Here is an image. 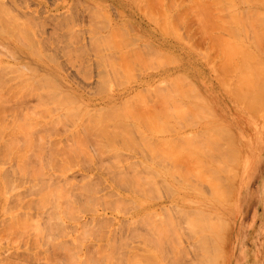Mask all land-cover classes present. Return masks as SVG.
<instances>
[{
  "label": "rangeland",
  "instance_id": "374dc122",
  "mask_svg": "<svg viewBox=\"0 0 264 264\" xmlns=\"http://www.w3.org/2000/svg\"><path fill=\"white\" fill-rule=\"evenodd\" d=\"M230 1H0V71L8 69L0 72V264H138L144 256L153 262L142 258L139 264H168L169 260L171 264H264V102L257 103L258 92H264L249 85L252 68L246 69L249 55L255 59L248 58L253 65L264 59V15H260L264 0ZM197 6L201 10L196 11ZM238 56L246 57L240 61ZM235 86V94L239 92L245 101L231 94ZM123 103L129 108L124 109ZM99 112L107 121H101ZM92 114L98 115L92 118ZM223 140L230 149L224 145L221 152L218 144ZM229 151L233 164L226 161ZM172 162L180 164L174 167ZM224 163L232 169L228 174L222 170ZM211 171L220 175L216 178ZM148 181L157 188L149 187ZM180 209L192 213L183 215ZM194 210H198L196 217ZM199 211L210 219L217 217L222 230L208 231L212 220L201 214L210 225H200L203 235L198 230L195 235L198 224L195 227L194 222L204 221L199 220ZM148 216L156 220L150 222ZM188 216L198 218L193 222ZM166 218L173 224L168 226ZM188 223L195 228L191 230ZM200 234L211 240H202L208 244L201 243L204 250L197 242ZM204 257L209 261L204 262Z\"/></svg>",
  "mask_w": 264,
  "mask_h": 264
},
{
  "label": "bare ground",
  "instance_id": "6f19581e",
  "mask_svg": "<svg viewBox=\"0 0 264 264\" xmlns=\"http://www.w3.org/2000/svg\"><path fill=\"white\" fill-rule=\"evenodd\" d=\"M0 1H1V3H2L3 0H0ZM215 1H216V0H215ZM229 1H230V0H229ZM259 1H260V0H259ZM4 2H5V1H4ZM151 2H152V0H151ZM221 2H222V1H221ZM225 2H226V1H225ZM227 2H228V1H227ZM230 2H231V1H230ZM196 3H197V2H196ZM223 3H224V2H223ZM198 4H199V7L202 6V5H200V4H202L201 2H200V3L198 2ZM231 4H232V2H231ZM257 4H258V3H257ZM262 4H263V3H262ZM155 5H156V4H155ZM203 5H205V4H203ZM209 5H210V4H209ZM0 6H1V5H0ZM206 6H207V5H206ZM223 6H225V5H223ZM229 6H230V5H229ZM2 7H4V5H2ZM0 8H1V7H0ZM208 8H209V6H208ZM208 8H207V10H208ZM219 8H220V7H219ZM221 8H222V7H221ZM4 9H5V8H4ZM199 9H200V8H198V6H197L196 11H199ZM209 9H210V8H209ZM229 9H231V8L229 7ZM232 9H233V8H232ZM200 10H201V9H200ZM10 11H11V10H10ZM1 12H4V10L1 9ZM11 12H12V11H11ZM208 12H209V10H208ZM214 12H216V11H214ZM221 12H222V11H221ZM229 12H230V10H229ZM238 12H239V11H238ZM251 12H252V10H251ZM259 12H261V11L258 10V13H259ZM4 13H5V12H4ZM196 13H197V12H196ZM239 13H240V12H239ZM239 13L237 14L238 16H239ZM255 13H257V12H255ZM258 13H257V15H259ZM263 13H264V12H262L260 15L263 16V15H264ZM1 14H2V13H1ZM1 14H0V15H1ZM18 14H19V13H18ZM121 14H122V13H121ZM197 14H198L200 17L203 15V14L201 15L199 12H198ZM235 14H236V13H235ZM235 14H234V15H235ZM240 14H241V13H240ZM251 14H252V13H251ZM2 15H3V14H2ZM25 15H26V14H25ZM149 15L151 16V14H149ZM229 15H230V14H229ZM229 15H228V17H229ZM234 15H233V16H234ZM260 15H259V16H260ZM14 16H15V15H14ZM150 16H149V17H150ZM154 16H155V15H154ZM216 16H217V15H216ZM220 16H221V15H220ZM235 16H236V15H235ZM240 16H242V15H240ZM240 16H239V17H240ZM255 16H256V15H255ZM1 17L3 18V16H1ZM1 17H0V18H1ZM17 17H19V16H17ZM33 17H35V16H33ZM214 17H215V16H214ZM228 17H227V18H228ZM231 17H232V16H231ZM239 17H238L239 22H241V23L243 22V23H244L245 21H244V20L242 21L241 18H239ZM248 17H249V16H248ZM2 18H1V19H2ZM204 18H205V17H204ZM206 18H208V17H206ZM215 18H218V16L215 17ZM227 18H226V19H227ZM242 18H243V16H242ZM249 18H251V17H249ZM263 18H264V17H263ZM1 19H0V22H1ZM33 19H34V18H33ZM35 19H37V17H36ZM150 19H151V18H150ZM200 19H201V18H200ZM212 19H213V18H212ZM221 19H222V18H221ZM243 19H244V18H243ZM246 19H247V18H246ZM246 19H245V20H246ZM254 19H255V18H254ZM259 19H260V18H259ZM261 19H262V18H261ZM261 19H260V20H261ZM4 20H5V19H3V23H4ZM26 20L28 21L27 18H26ZM151 20H152V19H151ZM228 20H229V19H228ZM233 20H234V19H233ZM235 20H236V21H235ZM235 20H234L235 22H238L237 18H235ZM240 20H241V21H240ZM251 20H253V18H252ZM15 21H16V20H15ZM27 21H26V22H27ZM37 21H38V20H37ZM172 21H173V20H172ZM199 21H200V20H199ZM203 21H204V20L202 19V21H200V22L202 23ZM221 21H222V20H221ZM223 21H224V20H223ZM223 21H222V22H223ZM231 21H232V20H231ZM231 21H229L228 23L230 24ZM234 21H233V22H234ZM253 21L255 22V20H253ZM263 21H264V19H263ZM28 22H29V21H28ZM30 22H31V21H30ZM208 22H209V21H208ZM210 22H211V21H210ZM258 22H259V21H258ZM258 22H255V25H257L256 23H258ZM171 23H172V22H171ZM262 23H263V22H262ZM234 24L236 25V23H234ZM237 24H238V23H237ZM245 24H246V22H245L243 25H245ZM258 24H259V23H258ZM203 25H204V24H203ZM207 25H208V24H207ZM232 25H233V24H232ZM239 25L242 26V24H239ZM262 25H264V24H262ZM171 26H172V25H171ZM181 26H182V25H181ZM201 26H202V24L200 25V27H201ZM212 26H213V25H212ZM245 26H246V25H245ZM260 26H261V25H260ZM187 27H188V26H187ZM198 27H199V26H198ZM210 27H211V26H210ZM221 27H222V25H221ZM236 27H237V26H236ZM246 27H247V26H246ZM252 27H253V26H252ZM256 27L258 28V26H256ZM172 28H173V26H172ZM174 28H175V27H174ZM174 28H173V29H174ZM196 28H197V27H196ZM201 28H202V27H201ZM223 28H225V26H224ZM116 29H117V28H116ZM116 29H115V30H116ZM175 29H176V28H175ZM209 29H210V28H209ZM226 29H228V28H226ZM238 29H239V28H238ZM243 29H244V28H243ZM245 29H246V28H245ZM252 29H253V28H252ZM262 29L264 30V26L262 27ZM262 29H261V30H262ZM202 30H203V28H202ZM213 30H214V29H213ZM219 30H220V29H219ZM221 30H223V29H221ZM232 30L234 31V29L231 28L230 32H231ZM253 30H254V29H253ZM253 30H252V31H253ZM259 30H260V27H259ZM263 30H262V31H263ZM113 31H114V30H113ZM203 31H204V30H203ZM223 31H224V30H223ZM252 31H251V32H252ZM262 31H260V32H262ZM117 32H118V29H117ZM187 32H188V29H187ZM197 32H198V31H197ZM204 32H205V31H204ZM204 32H203V33H204ZM211 32H212V30H211ZM225 32H226V31H225ZM255 32H256V31H255ZM119 33H120V32H118V34H119ZM200 33H201V32H200ZM226 33H228V32H226ZM239 33H240V32H239ZM112 34H113V33H112ZM121 34H122V33H121ZM231 34H232V32H231ZM234 34H236V31H235ZM263 34H264V32H263ZM187 35H188V34H187ZM220 35H221V34H220ZM229 35H230V34H229ZM237 35H238V34H237ZM257 35H258V34H257ZM261 35H262V34H261ZM119 36H121V35H119ZM245 36H246V34H245ZM255 36H256V34H255ZM122 37H124V36H122ZM126 37H127V36H126ZM126 37H125V38H126ZM203 37H204V36H203ZM214 37H215V36H214ZM221 37H222V35H221ZM252 37H253V36H252ZM256 37H258V36H256ZM260 37H261V36H260ZM263 37H264V36H263ZM218 38H220V37H218ZM223 38H224V36H223ZM240 38H241V37H239V39H240ZM247 38H248V37H246V39H247ZM249 38H250V37H249ZM261 38H262V37H261ZM233 39H234V38H233ZM255 39H256V40L259 39V41H260V38H258V39L255 38ZM263 39H264V38H263ZM204 40H205V39H204ZM209 40H210V39H209ZM220 40H222V39L220 38L219 41H220ZM236 40H238V39H236ZM240 40H241V39H240ZM242 40H243V38H242ZM247 40H248V39H247ZM250 40H251V39H250ZM40 41H41V40H40ZM119 41H120V40H119ZM217 41H218V40H217ZM222 41H223V40H222ZM261 41H262V40H261ZM32 42H33V41H32ZM127 42H128V41H127ZM127 42H126V43H127ZM240 42H241V41H240ZM251 42H252V41H251ZM263 42H264V41H263ZM263 42H262V43H263ZM121 43H123V42L121 41ZM128 43H129V42H128ZM130 43H131V42H130ZM260 43H261V42H260ZM260 43H259V44H260ZM262 43H261V44H262ZM37 44H38V43H37ZM40 44H41V43H40ZM131 44H132V43H131ZM187 44H190V43H187ZM212 44H213V43H212ZM223 44H224V42L222 43V45H223ZM225 44H226V43H225ZM243 44H244V43H243ZM255 44H256V43H255ZM257 44H258V42H257ZM261 44H260V48L263 46V45H261ZM34 45H35V44H34ZM127 45H128V44H127ZM222 45H221V46H222ZM31 46H32V45H31ZM43 46H44V45H43ZM235 46H236V45H235ZM237 46H238V45H237ZM237 46H236V48L239 47V46H238V47H237ZM248 46H249V45H248ZM258 46H259V45H258ZM44 47H45V46H44ZM190 47H191V46H190ZM210 47H211V46H210ZM255 47H256V45H255ZM28 48H29V46H28ZM34 48H35V46H34ZM34 48H33V49H34ZM198 48H199V47H198ZM211 48H212V47H211ZM222 48H223V47H222ZM236 48H235V49H236ZM258 48H259V47H258ZM256 49H257V47L255 48V50H256ZM207 50H208V49H207ZM238 50H239V49H238ZM245 50H246V49H245ZM263 50H264V49H263ZM263 50H260L259 53H261ZM32 51H35V50H32ZM199 51H200V49H199ZM226 51H227V50H226ZM228 51H229V50H228ZM236 51H237V50H236ZM258 51H259V50H258ZM201 52H202V51H201ZM212 52L214 53V51H212ZM223 52H224V51H223ZM223 52H222V53H223ZM230 52H231V51H230ZM233 52H234V51H233ZM238 52H239V51H238ZM238 52H237V53H238ZM247 52H248V50H247ZM247 52H245V53H247ZM249 52H252V51H250V49H249ZM253 52H254V50H253ZM133 53H134V52H133ZM135 53L137 54L138 52H135ZM234 53H235V52H234ZM245 53H244V54H245ZM263 53H264V51L261 53V55H264ZM36 54H38V53H36ZM122 54H123V53H122ZM215 54H216V53H215ZM215 54H214V55H215ZM242 54H243V53H242ZM249 54H251V53H248V55H249ZM253 54H254V53H253ZM253 54H251V55H253ZM2 55H3V54H2ZM7 55H8V54H7ZM133 55H134V54H133ZM210 55H211V54H210ZM225 55H226V54H225ZM4 56H6V55H4ZM34 56H35V55H34ZM37 56H38V55H37ZM161 56H162L163 58H165V59H166V57H168V56L164 57L163 55H161ZM226 56H227V55H226ZM229 56H230V55H229ZM6 57H7V56H6ZM12 57H13V56H12ZM14 57H15V56H14ZM124 57H125V56H124ZM139 57H140V56L138 55V58H139ZM162 57H161V58H162ZM231 57H232V56H231ZM238 57H239V56H238ZM245 57H246V56H245ZM245 57H239V59H240V58H245ZM247 57H248V56H247ZM251 57H253V56H251ZM251 57H250V55H249L248 58H250V60H251ZM263 57H264V56H263ZM138 58H137V59H138ZM213 58H214V57H213ZM219 58H220V57H219ZM248 58H247V61H246V59H245V61H246V63L249 64L250 66H249V65L247 66V64H246V66H247L246 69H247V68H252V74H251V73L249 74V72H248V75L250 76V78L248 77L249 79L247 78L248 81H249V85H250L251 87H254L253 89H255V90L260 89V90H261V93H262V91L264 92V65H263L264 62H263V61L260 62V60H264V59H260V60H259V62H260L261 64H259V62H255L254 65H253V63L251 64V63L248 62V61H250V60H248ZM254 58H256V60H258L257 56H256V57L254 56ZM254 58H252V59H254ZM51 60H52V59H51ZM163 60H164V59H163ZM166 60H167V59H166ZM207 60H208V59H207ZM228 60H229V59H228ZM254 60H255V59H254ZM254 60H253V61H254ZM138 61H139V59H138ZM141 61H142V59H141ZM232 61H234V60H232ZM238 61H239V60H238ZM240 61H241V59H240ZM242 61H243V60H242ZM245 61H244V62H245ZM253 61L251 60L250 62H253ZM143 62H145V61L143 60ZM163 62H164V61H163ZM163 62H162V63H163ZM229 62H231V61H229ZM262 62H263V63H262ZM165 63H168V62H165ZM169 63H170V62H169ZM236 63H237V62H234V64H236ZM240 63H241V62H240ZM146 64H147V63H146ZM170 64H172V63H170ZM2 65H3V64H2ZM41 65H42V64H41ZM227 65H228V64H227ZM251 65L254 66V69H253V66H251ZM3 66H4V65H3ZM26 66H27V65H26ZM26 66H24V67L28 69V66H29V65H28L27 67H26ZM8 67H9V66H8ZM19 67H20V66H19ZM215 67H216V66H215ZM236 67H238V66H236ZM218 68H219V67H218ZM227 68H230V67H227ZM240 68H241V67H240ZM5 69H7V67L1 69L0 72H3ZM15 69H16V68H13L14 71H15ZM30 69H31V68L29 67L28 70L30 71ZM216 69H217V68H216ZM235 69H236V68H235ZM242 69H243V68H242ZM7 70H8V69H7ZM7 70H6V71H7ZM9 70H10V68H9ZM21 70H22V69H21ZM23 70H24V69H23ZM230 70H231V69H230ZM244 70H245V69H244ZM19 71H20V70H19ZM31 71H32V70H31ZM233 71H234V70H233ZM233 71H232V72L229 71V72H231V74H232ZM235 71H236V70H235ZM247 71H248V70H247ZM250 71H251V69H250ZM16 72H17V71H16ZM20 72H21V71H20ZM20 72H18V73H20ZM36 72H37V71H36ZM8 73H9V72H8ZM21 73H23V72H21ZM243 73H244V72H243ZM246 73H247V72H246ZM246 73H245V74H246ZM0 74H3V73H0ZM233 74H234V73H233ZM245 74H244L243 77H246ZM5 75H9V74H5ZM5 75H4V77H5ZM18 75H19V74H18ZM237 75H238V74H237ZM240 75H241V74H240ZM248 75H247V76H248ZM44 76H45V75H44ZM241 76H242V75H241ZM4 77H3V78H4ZM47 77H48V76H47ZM238 77H239V75H238ZM19 78H20V77H19ZM31 78H32V76H31ZM40 78H42V77H40ZM43 78H44V77H43ZM239 78H241V77H239ZM239 78H238V79H239ZM21 79H22V78H21ZM25 79H26V78H25ZM27 79H28V78H27ZM27 79H26V81H27ZM38 79H39V78H38ZM44 79L48 81V79H46V78H44ZM174 79H176V78H174ZM215 79H216V78H215ZM241 79H242V78H241ZM241 79H240V80H241ZM244 79H246V78H244ZM244 79H243V80H244ZM1 80H2V78H1ZM1 80H0V82H2ZM30 80H31V79H30ZM243 80H242V81H243ZM21 81H23V80H21ZM26 81H25V82H26ZM35 81H36V80H35ZM35 81H33V82H35ZM47 81H46V82H47ZM101 81H102V80H101ZM174 81H175V80H174ZM238 81H239V80H238ZM40 82H41V79H40ZM172 82H173V81H172ZM228 82H229V81H228ZM21 83H22V82H21ZM26 83H27V82H26ZM35 83H36V82H35ZM53 83H54V82H53ZM236 83L238 84L239 82H236ZM243 83H245V80L243 81ZM243 83L240 82V84H243ZM0 84H1V83H0ZM33 84H34V83H33ZM38 84H39V83L37 82V85H38ZM102 84L104 85V83H102ZM172 84H173V83H172ZM28 85H29V83H28ZM34 85H35V84H34ZM34 85H33V87L31 86L32 89L34 88ZM40 85H41V84H40ZM56 85H57V84H56ZM173 85H174V84H173ZM243 85H244V87H245V84H243ZM243 85H242V86H243ZM246 85H247V84H246ZM43 86H44V85H43ZM180 86H181V85H180ZM239 86L241 87V85H239ZM239 86H237V87H239ZM36 87H37V86H36ZM36 87H35V88H36ZM38 87L40 88L39 85H38ZM175 87H176V82H175ZM175 87H174V88H175ZM178 87H179V86H178ZM31 88H30V89H31ZM50 88L52 89L51 86H50ZM57 88H58V87H57ZM158 88H159V86H158ZM161 88H162V87H161ZM241 88H242V87H241ZM245 88L249 89L250 87L248 86V87H245ZM256 88H257V89H256ZM104 89H105V88H104ZM146 89H147V88H146ZM155 89H156V88H155ZM155 89H154V91H155V94H156V91H157V90H155ZM159 89H160V88H159ZM176 89H177V88H176ZM180 89H181V87H180ZM228 89H229V88H228ZM237 89H238V88H236V86H235V90H236V91H234V89H233V90L231 89V90H232V93H231V94L234 95L235 93H237ZM28 90H29V89H28ZM36 90H37V89H36ZM249 90L251 91V88H250ZM29 91H30V90H29ZM29 91H28V93H29ZM33 91H34V90H33ZM177 91H178V90H177ZM233 91H234V92H233ZM31 92H32V91H31ZM149 92L151 93V91H149ZM158 92H159V91H158ZM182 92H183V90H182ZM188 92H189V91H188ZM246 92H248V91L246 90ZM102 93H103V92H102ZM165 93H166V92H165ZM184 93H185V92L181 93V96H183ZM233 93H234V94H233ZM248 93H249L250 95H253L251 92H248ZM248 93H246V95H247ZM3 94H4V93H3ZM55 94H56V93H55ZM147 94H149V93H147ZM157 94H160V95H161V93H157ZM162 94H163V93H162ZM177 94H179V93H177ZM186 94H187V93H186ZM240 94H241V92H240ZM259 94H260V93L258 92V95H257V96H259L260 100L258 101L259 98L256 97V100H257L258 102H257L256 100H255V102H257V103H261V102H262V104H263L264 101H263V100L261 101V99H264V97L262 98V97H260V96H263L264 93H262V94H260V95H259ZM152 95H153V94H152ZM237 95H239V92H238ZM237 95L235 94V96H237ZM246 95H245V96H246ZM250 95H249V97H248L247 99L250 98ZM1 96H2V95H1ZM1 96H0V97H1ZM7 96L10 97V95H7ZM59 96H60V94H59ZM138 96H139V95H137L136 97L138 98ZM150 96H151V95H150ZM158 96H159V95H158ZM165 96H167V95H165ZM239 96H241V95H239ZM4 97H5V96H3V98H4ZM12 97H13V96H12ZM12 97H10V98H12ZM23 97H24V96H23ZM38 97H39V96H38ZM38 97H37V98H38ZM57 97H58V96H57ZM63 97H64V96H63ZM160 97H161V96H160ZM160 97H158V98H160ZM185 97H187V96H185ZM188 97H189V96H188ZM242 97H243V98H242ZM252 97H253V98H252ZM15 98H16V97H15ZM17 98H18V97H17ZM47 98H48V97H46V99H47ZM73 98H74V97H73ZM165 98H166V97H165ZM183 98H184V97H183ZM237 98H239V97L237 96ZM0 99H2V98H0ZM21 99H22V98H21ZM41 99H42V97H41V94H40V100H41ZM49 99H50V98H49ZM56 99H57V98H56ZM58 99H59V98H58ZM139 99H140V96H139ZM149 99L151 100V97H150ZM241 99H244V101H245V97H244L243 95L240 97V100H241ZM247 99H246V101H247ZM251 99L254 101V96H251ZM4 100H5V98H4ZM12 100H13V99H12ZM16 100H17V99H16ZM19 100H20V99H19ZM51 100H54V99H51ZM61 100H62V99H61ZM134 100H135V98H134ZM137 100H138V99H137ZM150 100H149V101L147 100V101L150 102ZM249 100H250V99H249ZM252 100H251L250 102H252ZM14 101H15V99H14ZM48 101H49V100H48ZM55 101H56V100H55ZM59 101H60V100H59ZM72 101H73V100H72ZM160 101H161V100H160ZM22 102H23V101H22ZM24 102H25V101H24ZM24 102H23V104H24ZM28 102H29V101H27V103H28ZM40 102H41V101H40ZM57 102H58V101H57ZM60 102H61V101H60ZM62 102H64V101H62ZM151 102H152V101H151ZM164 102H165V101H164ZM241 102H242V101H241ZM250 102H249L250 105L247 104V102H246V103L244 102V104L249 105V106H250V109H252L253 107L251 108V103H250ZM13 103H15V102H13ZM20 103H21V102H20ZM29 103H30V102H29ZM55 103H56V102H55ZM58 103H59V102H58ZM157 103H158V102H157ZM166 103H167V102H166ZM17 104H18V103H17ZM59 104H61V103H59ZM174 104H175V106H178V103H177V104L174 103ZM252 104H253V103H252ZM18 105L20 106V104H18ZM62 105H63V103H62ZM70 105H72V104L70 103ZM122 105H123V108H124V109L129 108V107H126L127 105H125V107H124V103H123ZM150 105H155V104H150ZM162 105H163V104H162ZM165 105H167V104H165ZM246 105H245V106H246ZM16 106H17V105H16ZM38 106H39V105H38ZM40 106H41V105H40ZM40 106H39V107H40ZM155 106H156V105H155ZM179 106H180V104H179ZM179 106H178V107H179ZM182 106H183V105H182ZM194 106H195V105H194ZM243 106H244V105H243ZM249 106H248V107H249ZM263 106H264V105H263ZM21 107H22V106H21ZM23 107H24V106H23ZM68 107H69V106H68ZM151 107H152V106H151ZM153 107H154V106H153ZM178 107H177V108H178ZM183 107H184V106H183ZM183 107H180V109L183 108ZM246 107H247V106H246ZM261 107H262V106H261ZM25 108L28 109V104H27V107H25ZM115 108H116V107H115ZM119 108H120V107L118 106L117 109H119ZM123 108H122V110H123ZM175 108H176V107H175ZM192 108H193V107H192ZM194 108H196V106H195ZM194 108H193V109H194ZM257 108H259V107H257ZM22 109H23V108H22ZM36 109H37V108H36ZM36 109H35V110H36ZM103 109H105V108H103ZM103 109H101V112H102ZM112 109H114V108H112ZM254 109H255V108H254ZM254 109H252V110H254ZM261 109H262V108H261ZM28 110H29V109H28ZM30 110H33V109H30ZM115 110H116V109H114V111H115ZM127 110H128V109H127ZM135 110H136V109H135ZM135 110H134V111H135ZM178 110H179V109H178ZM195 110H197V108H196ZM200 110H201L200 112H203V111L206 112L205 110L202 111V108H201ZM248 110H249V109H248ZM258 110H259V109H258ZM23 111H24V110H23ZM26 111H27V110H26ZM86 111H87V110H86ZM99 111H100V110H99ZM107 111H108V110H107ZM117 111H118V110H117ZM125 111H126V110H125ZM191 111H192V110L190 109V112H191ZM209 111H210V110H209ZM21 112H22V111H21ZM32 112L34 113V111H32ZM101 112H99L100 114L98 113L100 116H101ZM118 112H120V111H118ZM130 112H131V111H130ZM181 112H182V111H181ZM249 112H250V110H249ZM257 112H258V111H257ZM259 112H260V111H259ZM22 113H23V112H22ZM22 113H21V114H22ZM27 113H28V112H27ZM33 113H32L30 116H33ZM38 113H39V112H38ZM81 113H82V112H81ZM86 113H87V112H86ZM95 113H96V112H95ZM105 113H106V111H105ZM108 113H109V112H108ZM108 113H107V114H108ZM120 113H122V111H121ZM133 113H134V112H133ZM136 113H137V110H136ZM138 113H139V112H138ZM138 113H137V114H138ZM188 113H189V112H188ZM188 113H187V114H188ZM252 113H253V112H252ZM17 114H18V113H17ZM29 114H30V113H29ZM34 114L36 115L37 113L35 112ZM40 114L42 115V113H40ZM87 114H88V113H87ZM87 114H86V115H87ZM98 114H97V115H98ZM102 114H103V113H102ZM107 114H105V115L107 116ZM116 114H117V112H116ZM116 114H114V116H115V117L113 116L114 118H117L118 115H116ZM194 114H196V113H194ZM203 114H204V113H203ZM208 114H209V113H207V115H208ZM0 115H1V114H0ZM38 115H39V114H37V116H38ZM95 115H96V114H92L90 117L94 118ZM97 115H96V116H97ZM108 115H110V114H108ZM112 115H113V111H112ZM140 115H141V114H140ZM183 115H184V114H183ZM196 115H197V114H196ZM212 115H213V114H212ZM257 115H258V114H257ZM257 115L255 116L256 118H257ZM260 115H261V114H260ZM72 116H73V114H72ZM81 116H82V115H81ZM93 116H94V117H93ZM122 116H123V115H122ZM122 116H121V117H122ZM125 116H126V115H125ZM125 116H124V117H125ZM128 116H129V114H128ZM142 116H143V115H142ZM142 116H140V117H142ZM166 116H168V115L166 114ZM171 116H172V115H171ZM185 116H186V114H185ZM101 117H103L101 121H107V120H105L107 117L104 118V117H105L104 115L101 116ZM108 117H109V116H108ZM111 117H112V116H110L108 119H111V121H112V118H111ZM140 117H139V118H140ZM168 117H170V116H168ZM168 117H167V118H168ZM193 117H194V116H193ZM199 117H200V116H199ZM215 117H216V116H215ZM28 118H29V117H27V119H28ZM30 118H32V117H30ZM84 118H85V116H84ZM86 118H87V117H86ZM92 118H90V119H92ZM95 118H96V117H95ZM189 118H190V117H189ZM200 118H201V117H200ZM200 118H199V119H200ZM212 118H213V117H212ZM34 119H35V116H34ZM34 119H33V120H34ZM71 119H73V118H71ZM75 119H76V118H75ZM79 119H80V118H79ZM117 119H118V118H117ZM156 119H157V118H156ZM0 120L2 121V119H0ZM22 120H24V119H22ZM22 120H21V121H22ZM28 120H30V119H28ZM28 120H27V121H28ZM31 120H32V119H31ZM31 120H30V121H31ZM96 120H97V119H96ZM113 120H114V119H113ZM129 120H130V119H129ZM144 120H145V119H144ZM193 120H194V119H193ZM196 120H197V119H196ZM25 121H26V120H25ZM71 121H74V120H71ZM78 121H79V120H78ZM93 121H95V120H93ZM108 121H109V120H108ZM127 121H128V119H127ZM146 121H147V120H146ZM200 121H201V119H200ZM188 122L190 123V120H189ZM139 124H140V123H139ZM132 125H133V124H132ZM146 125H147V124H146ZM166 125L168 126V123H167ZM169 125H170V124H169ZM185 125H186V124H185ZM152 126H153V124H152ZM170 127H171V125H170ZM178 127H179V126H178ZM192 127H193V126H192ZM195 127H196V126H195ZM130 128H131V127H130ZM167 129H170V130H171V128H169V126H168ZM173 129H174V128H173ZM173 129H172V130H173ZM174 130H175V129H174ZM132 131H133V130H132ZM137 131H138V130H137ZM151 131H152V130H151ZM138 132H139V131H138ZM155 132H157V131H155ZM159 133H160V132H159ZM159 135H160V134H159ZM183 136H184V135H183ZM185 136H187V137H189V138L191 137V136H188V134L185 135ZM227 136H228V135H227ZM231 136H232V135H231ZM225 137H226V135H225ZM229 137H230V136H229ZM194 138H195V137H194ZM217 138H218V137H217ZM226 138H227V137H226ZM226 138H225V139H226ZM230 138H231V137H230ZM180 139H181V138H180ZM186 139H187V138H186ZM186 139H185V140H186ZM191 139H192V138H191ZM195 139H196V138H195ZM170 140H171V139H170ZM202 140H203V139H202ZM216 140H217V139H216ZM144 141H145V140H144ZM151 141H152V140H151ZM151 141H150V142H151ZM153 141H154V140H153ZM177 141H178V140H177ZM181 141H182V140H181ZM192 141H194V140H192ZM200 141H201V140H200ZM211 141H212V140H211ZM226 141H229V140L226 139ZM226 141H225V142H224V140L222 141V144H223V143H226V144H223V145H222L221 143H219L220 145L218 144V146L221 147V148H219V150L221 149V152H222V150L224 149L222 146L226 145L227 150H228V148H229V146H227V142H226ZM145 142H146V141H145ZM160 142H161V141H160ZM189 142H190V141H189ZM204 142H205V141H204ZM214 142H215V141H214ZM180 143H181V142H180ZM202 143H203V142H202ZM212 143H213V142H212ZM159 144L161 145V146H160V145H159V146L162 147V143H159ZM163 144H164V143H163ZM184 144H185V143H184ZM228 144H230V142H229ZM231 144H233V142H232ZM234 145H235V144H234ZM150 146H153V145L151 144ZM150 146H148V144H147V147H150ZM154 146H155V145H154ZM191 146H192V145H191ZM201 146H202V145H201ZM163 147H164V146H163ZM189 147H190V146H189ZM204 147H205V145H204ZM224 147H225V146H224ZM150 148H152V147H150ZM164 148H166V146H165ZM181 148H182V146H181ZM222 148H223V149H222ZM216 149H217V148H216ZM229 149H230V148H229ZM225 150H226V149H225ZM227 150H226V151H227ZM151 151H152V149H151ZM154 151H156V150H154ZM221 152L219 151V154H221ZM231 152H232V151H231ZM231 152L229 151V153H231ZM149 153H150V152H149ZM229 153H227V155L225 156L226 159L228 158L227 156H228ZM232 153H233V152H232ZM232 153H231V155L229 154L230 157H229L228 160H226L227 162H228L229 160H231V159L233 160V158H231ZM185 154H186V153H185ZM234 154H235V153H234ZM239 154H240V153L237 154L238 157H239ZM183 155H184V154H183ZM190 155H191V154H190ZM223 155H224V154H223ZM176 156H177V155H176ZM176 156H173V154H172V158H173V157H176ZM217 156H218V155H217ZM234 156H235V155H234ZM183 157H185V156H183ZM194 157H195V156H194ZM221 157H223V156H221ZM235 157H236V156H235ZM195 158H196V157H195ZM218 158H220V157H218ZM230 158H231V159H230ZM220 159H222V158H220ZM220 159H219V160H220ZM187 160H188V159H187ZM216 160H217V159H216ZM216 160H215V158L213 159V161H215V162H216ZM222 160H223V159H222ZM224 160H225V158H224ZM169 161H170V160H169ZM176 161H179V160H176ZM217 161H218V160H217ZM234 161L236 162V159H234ZM150 162H151V161H150ZM173 162H174V161H173ZM173 162H172V163H173ZM229 162H230V161H229ZM229 162H228V163H229ZM237 162H238V161H237ZM219 163H221V162H219ZM219 163H218V164H219ZM173 164H174V167H175V165H176V167H177V165L180 164V163L177 164V163L175 162V163H173ZM189 164H190V163H189ZM215 164H217V163H215ZM224 164H225V163H224ZM224 164H222V167H223V166H226V164H225V165H224ZM229 164H233V163L230 162ZM237 164H238V163H237ZM161 165H162V164H161ZM170 165H171V164H170ZM170 165H169V166H170ZM235 165H236V164H235ZM157 166H158V165H157ZM178 166H179V165H178ZM187 166H188V165H187ZM236 166H237V165H236ZM132 167H133V166H132ZM205 167H206V166H205ZM208 167H209V166H208ZM226 167L228 168V166H226ZM226 167H223L222 170H225L224 172L228 174V173H229L228 170H232V169H229V168H228L227 171H226ZM143 168H144V167H143ZM194 168H195V167H194ZM130 169H131V167H130ZM132 169H133V168H132ZM181 169H183V168H181ZM208 169H209V168H208ZM210 169H211V168H210ZM133 170H134V172H135V169H133ZM220 170H221V169H220ZM222 170H221V171H222ZM130 171H131V170H130ZM167 171H169V170H167ZM188 171H189V170H188ZM154 172H155V171H153L152 173H154ZM173 172H174V171H173ZM204 172L207 173L206 171H204ZM211 172H212V171H211ZM216 172H217V171H216ZM171 173H172V172H171ZM174 173H175V172H174ZM174 173H173V174H174ZM182 173H183V172H182ZM182 173H181V174H182ZM185 173H186V172H185ZM134 174H135V173H134ZM134 174H133V175H134ZM149 174H150V173H149ZM149 174H148V175H149ZM166 174H167V173H166ZM208 174H209V173H208ZM211 174L214 176V175L217 174V173L214 174V173L212 172ZM137 175H139V174H137ZM155 175H156V174H155ZM158 175H159V174H158ZM170 175H172V174H170ZM174 175H176V173H175ZM174 175H173V176H174ZM179 175H180V174H179ZM179 175H176V176L180 177L181 175H180V176H179ZM182 175H183V174H182ZM206 175H207V174H206ZM206 175H205V176H206ZM217 175H220V174H217ZM209 176H210V180H212V178H211L212 176H211V175H209ZM136 177H137V176H136ZM140 177H141V176H140ZM174 177H175V176H174ZM181 177H182V176H181ZM187 177H188V175H187ZM193 177H194V176H193ZM214 177H216V176H214ZM214 177H213V178H214ZM141 178H142V177H141ZM151 178H152V177H151ZM151 178H150V179H151ZM188 178H190V176H189ZM216 178H217V177H216ZM216 178H215V179H216ZM220 178H221V177H220ZM146 179H147V178H146ZM146 179H145V180H146ZM172 179L174 180L173 177H172ZM176 179L179 180V178H176ZM190 179H191V178H190ZM193 179H194V178H193ZM196 179H197V177H196ZM206 179H209V177L206 178ZM215 179H214V180H215ZM137 180H138V178L136 179V181H137ZM141 180H142V179H139V181H141ZM148 180H149V179H148ZM177 180H174V181L177 182ZM186 180H187V179H186ZM191 180H192V179H191ZM194 180H195V179H194ZM210 180H209V182H210ZM214 180H213V181H214ZM139 181H138V182H139ZM171 181H172V180H171ZM197 181H198V180H197ZM222 181H224V179H223ZM222 181H221V183H223ZM134 182H135V181H134ZM138 182H137V183H138ZM143 182H144V181H143ZM217 182H218V181H217ZM226 182H227V181H226ZM146 183H147V182H146ZM146 183H145V184H146ZM154 183H155V182H154ZM154 183H153V184H154ZM186 183H187V181H186ZM188 183H189V182H188ZM210 183H211V182H210ZM210 183H209V184H210ZM212 183H214V182H212ZM212 183H211V185H212ZM221 183H219V185H220ZM143 184H144V183H143ZM145 184H144V185H145ZM160 184L163 185L164 182H163V184H162V183H160ZM165 184H166V183H165ZM184 184H185V183H184ZM215 184H217V183H215ZM215 184H214V186H215ZM224 184H225V181H224V183H223L222 185H224ZM138 185H139V184H138ZM157 185H159V184H157ZM185 185H186V184H185ZM187 185H188L187 187H189V184H187ZM190 185H191V184H190ZM197 185H198V182H197L196 186H197ZM217 185H218V184H217ZM139 186H140V185H139ZM142 186H143V185H142ZM148 186H149V187H152L153 185H152V186L149 185V181H148ZM148 186H147V187H148ZM159 186H160V185H159ZM168 186H169V185H168ZM179 186H180V185H179ZM184 187H185V186H184ZM190 187H191V186H190ZM223 187L227 189V188L229 187V185H228V187H227V186H223ZM135 188L138 189V187H135ZM139 188H140V187H139ZM141 188H142V187H141ZM141 188H140V189H141ZM153 188H154L153 190H155V188H157V187H156V186H155V187L153 186ZM216 188H217V187H216ZM219 188H220V187H218V189H217V191H215V193L220 191ZM144 189L146 190L147 188H144ZM159 189H160V188H159ZM159 189H158V190H159ZM161 189H163V188H161ZM166 189H167V188H166ZM166 189H165V190H166ZM168 189H169V188H168ZM168 189H167V190H168ZM186 189H187V188H186ZM229 189L232 190L230 187H229ZM147 190H148V189H147ZM165 190H164V191H165ZM173 190H174V189H173ZM190 190H192V189H190ZM202 190H203V189H202ZM215 190H216V189H215ZM224 190H225V189H224ZM224 190H222V191L224 192ZM56 191H57V190H56ZM141 191H142V190H141ZM149 191H150V190H149ZM187 191H188V190H187ZM222 191H221V192H222ZM135 192H138V191H135ZM142 192H143V191H142ZM147 192H148V191H147ZM166 192H169V191H166ZM170 192H171V191H170ZM172 192H173V191H172ZM190 192H191V191H189V193H190ZM213 192H214V190H213ZM51 193H52V192H51ZM139 193H140V192H139ZM148 193H149V192H148ZM153 193H154V191H153ZM156 193H157V192H156ZM159 193H160V192H159ZM198 193H199V191H198ZM215 193H214V194H215ZM226 193H228V189H227ZM231 193H232V192H231ZM59 194H60V193H59ZM145 194H146V192H145ZM150 194H151V193H150ZM150 194H148V195H150ZM166 194H167V193H166ZM168 194H169V193H168ZM170 194L173 195V193H170ZM170 194H169V195H170ZM216 194H218V193H216ZM221 194H222V193H221ZM223 194H225V192H224ZM151 195H152V194H151ZM155 195H156V194H155ZM158 195H160V194H158ZM197 195H198V194H197ZM219 195H220V194H219ZM219 195H218V196H219ZM156 196H157V195H156ZM218 196H217V197H218ZM229 196H230V195H229ZM57 197H58V196H57ZM142 197H143V196H142ZM149 197H150V196H149ZM149 197H148V198H149ZM159 197H160V196H159ZM159 197L157 196V200H158ZM164 197H166V196H164ZM170 197H171V196H170ZM188 197H189V196H188ZM197 197H198V196H197ZM210 197H211V196H210ZM223 197H224V196L221 197V200L223 199V201H225ZM211 198H212V197H211ZM218 198H219V197H218ZM150 199H152V197H151ZM159 199H161V198H159ZM219 199H220V198H219ZM168 200H169V199H168ZM201 200H202V199H201ZM213 200L216 201L215 199H213ZM132 202H133V201H132ZM180 203H181V202H180ZM190 203H191V202H190ZM194 203H195V202H194ZM178 205H180V204H178ZM196 205H197V204H196ZM204 206H205V205H204ZM174 207H175V206H174ZM194 207H195V206H194ZM137 208H138V207H137ZM147 209H148V208H147ZM175 209H176V208H175ZM177 209H178V208H177ZM204 210H205V209H204ZM174 211H175V210H174ZM179 211H182V210L180 209ZM187 211H188V212H191L192 210H190V211L187 210ZM187 211H186V212H185V210H184V212L182 211L184 214H183L182 212H179V213L185 215V214L187 213ZM194 211H195V212H194ZM194 211H193V215L195 214V217H196V213H197L198 210H194ZM168 212H169V211H168ZM170 212L173 213V211H170ZM176 212H177V210H176ZM199 212H200V211H199ZM199 212H198V214H199ZM172 213H171V214H172ZM174 213H175V212H174ZM191 213H192V212H191ZM191 213H190V215H192ZM205 213H206V212H205ZM64 214H65V213H64ZM155 214H156V213H155ZM155 214L153 213L152 216H154ZM165 214H166V212H165ZM198 214H197V216H198ZM201 214L205 217L204 213L200 212V214H199V220L204 219V221H205V222L203 221L204 223H203V222L201 223V221H199V220H197V221H199L198 223H197V222H194V220H192V219L195 218L194 216H193L194 218L189 217V216L187 217L188 219L191 218V219H189L188 221H193L194 224H193V223H192V224L195 226V223H196V224H198V225H196V226L199 227V228H198V227L195 226V227H196V231H195V232L189 230L190 233L192 232V235H193V232H194L195 235H196L197 230H198V232L202 233V235H203V232L200 231V230H201L200 228H201V227L204 228V224H205V223H207V224L209 223V222H207V221L205 220V218H206L207 220H209L210 223H211V220H212V223H211L212 225H210V223H209V225H210L209 227L205 226V229L202 228V230H203L204 232H205V230H207V228H208V231H209V230H212V229L214 230V229H216V227L220 228V227H219L220 225H218L219 221H218V223H217V220H218L217 217H214V219H215V221H216V222H215V221H213V220H214V219H213V216H211V219L209 218V217H210L209 215H207L205 218H202L203 216H202ZM207 214H208V213H207ZM96 215H98V214H96ZM176 215H179V214H176ZM212 215H213V214H212ZM63 216H64V215H63ZM66 216H67V215H66ZM66 216H65V217H66ZM149 216H150V214H149ZM149 216H148V217H149ZM156 216H157V214H156ZM169 216H170V215H169ZM174 216H175V215H174ZM200 216H201V217H200ZM141 217H142V216H141ZM148 217H147V218L145 217V218L148 220ZM154 217H155V216H154ZM154 217H152V218L154 219ZM161 217H162V216H161ZM177 217H179V216H177ZM180 217H181V215H180ZM103 218H104V217H103ZM142 218H143V217H142ZM152 218L149 217V221H150V219H152ZM164 218H165V216H164ZM181 218H182V217H181ZM197 218H198V217H197ZM197 218H195V221H196ZM132 219H133V218H132ZM143 219H144V218H143ZM160 219H161V218H160ZM182 219H183V218H182ZM216 219H217V220H216ZM154 220H156V219H154ZM166 220H167V218H166ZM169 220L172 222V219H169ZM169 220H167L168 223H171V222H169ZM135 221H137V220H135ZM159 221H160V220H159ZM161 221H163V220H161ZM167 221H165V223L168 225ZM150 222H151V221H150ZM213 222H214V223H213ZM135 223H136V222H135ZM162 223H163V222H162ZM215 223H216V224H215ZM149 224H150V223H149ZM172 224H173V223L169 224L168 226H170V225H172ZM140 225H141V224H140ZM188 225H190V224L188 223ZM193 225H192V226L190 225V226H191V228H190L191 230H193V228H195V227H193ZM200 225H201V227H200ZM202 225H203V226H202ZM173 226H174V225H173ZM175 226H176V225H175ZM186 226H187V225H186ZM190 226H189V227H190ZM211 226H213V227H211ZM192 227H193V228H192ZM206 227H207V228H206ZM151 228L153 229L152 226H151ZM176 228H177V227H176ZM179 228H180V227H179ZM187 228H188V226H187ZM182 229H183V228H182ZM156 230H157V229H156ZM185 230H187V229H185ZM213 230H212V231H213ZM216 230H217V229H216ZM221 230H222V229L220 228V231H221ZM150 231H151V230H150ZM154 231H155V230H154ZM154 231H151V232H154ZM175 231H177V230H175ZM178 231H179V230H178ZM187 231H188V230H187ZM189 231H188V232H189ZM212 231H210V232H212ZM220 231L218 230V232H220ZM155 232H156V231H155ZM164 232H165V231H164ZM180 232H181V230H180ZM206 232H207V231H206ZM216 232H217V231H216ZM208 233H209V232H208ZM180 234H181V233H180ZM197 234H198V233H197ZM204 234H207V233H204ZM157 235H158V234H157ZM157 235L155 234V238L157 237ZM195 235H193V236H195ZM202 235L200 234V236H202ZM209 235H210V233H209ZM209 235H208V236H209ZM212 235H213V232H212ZM217 235H218V234H217ZM140 236H141V235H140ZM152 236H153V235H152ZM160 236H162L161 233H160ZM208 236L204 235V237L202 236V238H200V237L198 238V237H197V240L199 239L197 242L199 243V241H200V243H199V244H200L199 248L201 247V243H202V242H203V243H205V242H206V243H207V242H211V240L207 241V240H208ZM138 237H139V236H138ZM205 237L207 238V240L205 239ZM140 238H141V237H140ZM142 238H143V237H142ZM159 238H160V237H159ZM161 238H162V237H161ZM161 238H160V240H157V239H156L157 242H158V241L160 242V241H161ZM165 238H166V237H165ZM191 238H192V237H191ZM209 238H211V237H209ZM218 238H219V237H218ZM150 240H151V239H150ZM184 240H185V239H184ZM202 240H204L205 242L202 241ZM219 240H220V239H219ZM219 240H218V243H219ZM143 241H144V240H143ZM151 241H152V240H151ZM178 241H179V240H178ZM178 241H177V242H178ZM220 241H221V240H220ZM140 242H141V241H140ZM179 242H181V241H179ZM179 242H178V245L180 246L181 244H179ZM187 242H188V241H187ZM195 242H196V241H195ZM222 242H223V241H222ZM151 243H153V242H151ZM160 243H161V242H160ZM160 243H159V244H160ZM185 243H186V242H185ZM188 243H189V242H188ZM191 243H192V242H191ZM206 243H205V245H208V244H206ZM215 243H216V242H215ZM215 243H213L212 245H211V244H209V245L213 246ZM157 244H158V243H157ZM199 244H198V245H199ZM140 245H141V243H140ZM189 245H190V244H189ZM193 245H194V244H193ZM158 246H159V245H157V247H158ZM162 246H163V245H162ZM155 247H156V246H155ZM157 247H156V248H157ZM184 247H185V246H184ZM193 247H194V246H193ZM203 247H206V246L203 245ZM190 248H191V247H190ZM162 249H163V248H162ZM182 249H183V248H182ZM182 249H181V250H182ZM200 249H202V248H200ZM206 249H207V248H206ZM209 249H210V248H209ZM209 249H208V250H209ZM217 249H219V248H217ZM202 250H204V249H202ZM202 250H201V251H202ZM211 250H212V248H211ZM142 251L145 252V250H143V249H142ZM166 251H167V250H166ZM183 251H184V250H183ZM209 251H210V250H209ZM216 251H217V250H216ZM139 252H140V251H139ZM146 252H148V251H146ZM158 252H159V251H158ZM184 252H185V251H184ZM211 252H213V251H211ZM214 252H215V251H214ZM205 253H206V252H205ZM139 254H140V253H137V254L135 255L136 258H137V256H138ZM145 254H146V253H145ZM166 254H167V253H166ZM182 254H183V252H182ZM184 254H185V253H184ZM195 254H196V253H195ZM133 255H134V254H133ZM133 255H132V256H133ZM187 255H188V257H189V254H187ZM135 256H134V258H135ZM142 256H143V255H142ZM147 256H149V255H147ZM147 256H146V257H147ZM165 256H166V255H165ZM217 256H218V258H220L219 255H217ZM127 257H128V256H127ZM130 257H131V256H130ZM140 257H141V256H140ZM172 257H173V256H172ZM188 257H187V258H188ZM197 257H198V256H197ZM201 257H202V256H200V258H201ZM138 258H139V256H138ZM142 258H143V257H141V259H142ZM144 258H145V256H144ZM144 258H143V259H144ZM148 258H149V257H148ZM148 258H147V259H148ZM205 258H206V257H204V262H207V260L209 261V259H210V258H208V259L206 258V259H207V260H206ZM130 259H131V258H130ZM141 259L139 258V259L137 260V261H138V264H139V261H140ZM147 259L145 258L144 260L147 261ZM151 259H152V258H151ZM151 259L149 258V259H148V260H149L148 262H151V263H152L153 261H150ZM154 259H155V258H154ZM164 259H165V258H164ZM171 259H172V258H171ZM212 259H213V257H212ZM173 260H174V259H173ZM173 260H172V262H173ZM183 260H184V259H183ZM186 260H187V259H186ZM197 260H199V257L197 258ZM202 260H203V259H202ZM216 260H217V258H216ZM166 261H167V260H166ZM170 261H171V260L168 261V264H171ZM174 261H175V260H174ZM217 261H218V260H217ZM169 262H170V263H169ZM177 262H178V261H177ZM177 262H176V263H177ZM181 262H182V261H181ZM192 262H193V260H192ZM199 262L203 263L202 261H199ZM140 263H141V261H140ZM144 263L146 264V262H144ZM151 263H149V264H151ZM174 263H175V262H174ZM176 263H175V264H176ZM187 263H188V262H187ZM193 263H194V262H193ZM195 263H198V261L195 262ZM210 263H211V261H210ZM212 263H213V261H212ZM212 263H211V264H212ZM153 264H154V263H153ZM177 264H178V263H177ZM179 264H180V262H179ZM216 264H218V263H216Z\"/></svg>",
  "mask_w": 264,
  "mask_h": 264
}]
</instances>
